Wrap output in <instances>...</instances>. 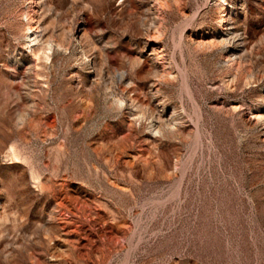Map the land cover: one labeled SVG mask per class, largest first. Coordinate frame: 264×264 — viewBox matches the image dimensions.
<instances>
[{
    "label": "rangeland",
    "instance_id": "374dc122",
    "mask_svg": "<svg viewBox=\"0 0 264 264\" xmlns=\"http://www.w3.org/2000/svg\"><path fill=\"white\" fill-rule=\"evenodd\" d=\"M28 2L0 0V264H264V0Z\"/></svg>",
    "mask_w": 264,
    "mask_h": 264
},
{
    "label": "bare ground",
    "instance_id": "6f19581e",
    "mask_svg": "<svg viewBox=\"0 0 264 264\" xmlns=\"http://www.w3.org/2000/svg\"><path fill=\"white\" fill-rule=\"evenodd\" d=\"M31 4H34V0H29V2H28V5H31ZM32 14H30V16L31 17H33V15H35L36 14V8H33L32 9ZM225 16V15H224ZM32 20H33V18H32ZM224 20H225V18L223 17V19H222V22H224ZM34 29V27H32V30ZM122 76V75H121Z\"/></svg>",
    "mask_w": 264,
    "mask_h": 264
}]
</instances>
